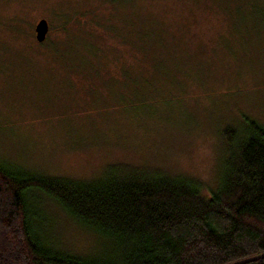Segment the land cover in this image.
Instances as JSON below:
<instances>
[{"label":"rangeland","instance_id":"rangeland-1","mask_svg":"<svg viewBox=\"0 0 264 264\" xmlns=\"http://www.w3.org/2000/svg\"><path fill=\"white\" fill-rule=\"evenodd\" d=\"M247 1L0 0L1 160L78 180L131 166L215 188L222 131H239L242 117L264 127V30L240 27L261 0ZM43 210L52 244L95 252L57 206Z\"/></svg>","mask_w":264,"mask_h":264},{"label":"trees","instance_id":"trees-1","mask_svg":"<svg viewBox=\"0 0 264 264\" xmlns=\"http://www.w3.org/2000/svg\"><path fill=\"white\" fill-rule=\"evenodd\" d=\"M260 2L259 14L240 16L241 31L264 30ZM56 57L64 59L59 50ZM241 121L239 131H222L228 158L209 191L160 170L111 165L78 180L0 158V264H264V127ZM46 201L95 237V252L78 255L50 242L42 227Z\"/></svg>","mask_w":264,"mask_h":264},{"label":"water","instance_id":"water-1","mask_svg":"<svg viewBox=\"0 0 264 264\" xmlns=\"http://www.w3.org/2000/svg\"><path fill=\"white\" fill-rule=\"evenodd\" d=\"M49 31V24L46 19H40L34 26L35 40L38 43L45 41Z\"/></svg>","mask_w":264,"mask_h":264}]
</instances>
